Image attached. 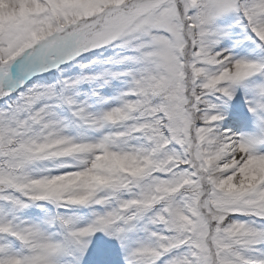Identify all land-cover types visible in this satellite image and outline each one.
Segmentation results:
<instances>
[{
	"label": "snow or ice",
	"instance_id": "snow-or-ice-1",
	"mask_svg": "<svg viewBox=\"0 0 264 264\" xmlns=\"http://www.w3.org/2000/svg\"><path fill=\"white\" fill-rule=\"evenodd\" d=\"M0 264H264V0H0Z\"/></svg>",
	"mask_w": 264,
	"mask_h": 264
}]
</instances>
